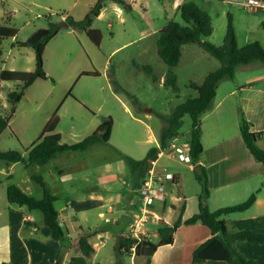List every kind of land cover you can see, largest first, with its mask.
<instances>
[{"label":"rangeland","instance_id":"1","mask_svg":"<svg viewBox=\"0 0 264 264\" xmlns=\"http://www.w3.org/2000/svg\"><path fill=\"white\" fill-rule=\"evenodd\" d=\"M126 1L131 10L107 0L102 17L94 18L91 28L100 30L103 36L98 47L86 32L69 27L71 22H83L98 0H0V23L17 31L15 39L0 41V73L4 70H33L35 51L16 43L26 42L38 30L48 28L50 22L61 25L57 36L47 45L43 57L45 71L52 80L37 83L18 104L8 98V93L16 90L17 84L6 82L2 87L0 113L10 119V126L0 136V150L20 151L27 157L28 150L38 141L55 115L59 118L55 134L60 135L62 143L67 145L83 141L106 120L111 119L113 123L108 143H97L85 151L64 153L45 165L18 164L9 180L0 175V181L20 184L24 188L27 187L24 182L28 180L31 186L29 191L37 199L44 196L43 187L36 178L41 179L57 199L55 208L60 213L68 200L74 204L80 199L89 201L91 188L102 186L105 183L103 177L109 175L115 176L121 186L120 197L125 196V201L134 200L136 205H140L138 195L131 192L130 168L120 154L142 160L150 149L157 146L167 125L164 118H169L179 105L197 97V93L189 88L190 84H202L209 73L221 66L220 61L197 43L183 47L181 61L173 69L159 57L158 34L170 22L183 24L180 15L183 4L195 3L212 18L213 34L202 38V42L221 46L231 17L240 48L254 42L264 46L263 9L250 11L241 2L233 0ZM260 1L264 3V0ZM169 73L176 76V88L164 84ZM255 81L259 82L254 86L255 91L244 92V95L264 99V64L256 61L240 65L234 80L220 83L215 99L219 101L232 89L241 91L243 86L248 89L249 83ZM191 127L192 121L186 116L180 135L170 143H188ZM209 134L208 131L206 140ZM120 164L123 168H120ZM191 165L163 157L156 173L160 170V176L174 173L180 176V186L170 180L165 185L170 199L182 197V202L189 199L188 212L192 216L198 211L202 189ZM56 166L63 171L62 174ZM120 202L122 197L117 202L119 208ZM2 205L0 198V209ZM154 208L156 211L160 209L157 204ZM34 213L39 218L43 217L41 212ZM66 213L70 216L69 223L78 228L79 224L71 217L79 214L82 220L84 214L77 209H65L61 214ZM98 213V210L89 212L91 223L108 229L110 235L104 257L98 258L97 262L113 264L116 262L118 238L127 229L130 217L126 212L117 213L106 217L111 219L107 222L106 218H99ZM118 217L122 219L114 225ZM161 220L164 218L161 217ZM160 224L151 218L144 227L151 231L148 237L155 243L159 241L157 234ZM78 232L73 230V235L76 236ZM123 264H132L129 256H123Z\"/></svg>","mask_w":264,"mask_h":264},{"label":"trees","instance_id":"2","mask_svg":"<svg viewBox=\"0 0 264 264\" xmlns=\"http://www.w3.org/2000/svg\"><path fill=\"white\" fill-rule=\"evenodd\" d=\"M105 1L107 0H98L96 6L83 22L69 23V27L78 28L86 32L87 36L98 47L102 42L103 36L100 30H94L91 26L94 18H98L101 14ZM111 1L131 10V6L127 4L126 0ZM180 15L183 24L170 22L158 34L157 53L165 65L170 69L177 67L183 56V47L188 44L197 43L201 44L203 49L212 57L220 61L221 66L209 73L202 84H190L189 88L197 92V97L191 98L179 105L169 118H164L167 125L160 135L159 147L150 149L147 155L139 161L126 154H120L121 158L130 168L132 181L135 182L137 187L142 186L161 151L169 147L170 141L178 138L186 116H189L192 121L189 139L191 146L190 156L192 164L194 166L198 165L204 151L202 143V117L211 110L220 83L224 80H234L236 69L240 65H248L256 61L264 64V46L261 43L254 42L241 48L238 46L231 17H229L228 29L223 44L216 46L209 42H202V38L211 36L214 31L212 18L208 13L201 10L195 3H185L180 7ZM60 29V24L50 22L48 28L38 30L26 42L16 43L20 47H30L35 51L36 69L34 72L2 71L0 73V94L2 92V82L17 83V89L9 92L8 98L12 103L18 104L24 99L27 90L36 81L52 80L45 71L43 57L47 45L57 36ZM16 36L17 31L14 28L0 23V40L13 39ZM1 56L2 52L0 51ZM176 81V76L169 73L164 84L176 88ZM58 124L59 118L55 115L42 131L38 141L28 150L27 157L20 151L11 150L4 152L0 150V161L8 165H45L60 154L85 151L97 143H108L113 129L112 120H106L96 132L83 141L67 145L62 143L60 135L55 134ZM9 126L10 119L0 113V136L3 135ZM240 131L248 150L258 162L264 165V149L259 145V141L264 133L252 132V125L245 118L242 111H240ZM199 169L201 172L197 175V180L202 187V196L199 198L198 212L190 218L184 219L185 205H183L178 219L172 225L165 222L160 224L158 229L159 241L157 243H154L149 237L144 235H140L139 237H132L129 233L121 235L116 246L118 256L123 257L135 254L137 257L143 258V264H151L152 257L160 247L174 243V234L180 227L183 225L202 224L211 230L213 237L201 244L194 251V264H204L207 262L258 264L254 260L245 258L238 251L236 243L239 241L264 243V233H256L250 230L230 232L226 217L249 210L256 202L259 192L253 193L247 201L239 205L210 211L207 206L209 197L207 172L202 166H199ZM194 171L197 172L196 170ZM36 180L43 187V198L37 199L12 184L7 188L8 202L11 205L27 207L31 212H41L43 223L49 228L51 237L58 241L61 246H64L66 229L60 224L59 213L55 208L57 199L47 190L46 185L41 179L36 178ZM91 237L90 233L86 231L82 232L76 243L77 254L70 257L68 264H88V259L95 252L93 245L89 241ZM116 264L123 263L118 261Z\"/></svg>","mask_w":264,"mask_h":264},{"label":"crops","instance_id":"3","mask_svg":"<svg viewBox=\"0 0 264 264\" xmlns=\"http://www.w3.org/2000/svg\"><path fill=\"white\" fill-rule=\"evenodd\" d=\"M102 15L103 11L99 15V18ZM35 69L36 64L33 70L29 69L27 71L34 72ZM40 81H36L29 89L38 85L37 83ZM257 82L249 83L248 89L243 86L241 91L232 89L219 101L215 99L216 102L212 110L202 117V143L204 151L200 157V162L198 165L194 166L192 164L190 167L191 170L197 171L196 177L201 172L199 166H202L207 172L209 188L207 206L210 211L239 205L247 201L253 193L259 192L256 202L249 210L226 217L230 232L250 230L256 233H264V165L258 162L248 150L240 131V111H242L245 118L252 125V132L264 133V99L244 95V92L250 93L255 91L254 86L259 83ZM5 84L6 82H2L1 86L3 87ZM27 92L25 96H27ZM233 97L236 98L233 99ZM207 127L210 134L206 140ZM159 145L157 141L156 147H159ZM259 145L264 149V135L259 141ZM58 156L52 160L57 159ZM163 157L180 162L173 154V151H161L157 161L153 163L149 172L152 169L155 171L156 168L158 169V163ZM17 165H8L5 162H1L0 175L8 180L11 179ZM120 168H123L121 164ZM56 169H59V166H56ZM166 170L165 168L164 171ZM158 172L157 174H161L160 170ZM59 173L62 174L63 171L60 170ZM121 174L124 173L122 172ZM124 175L127 176L126 174ZM115 178L113 175L103 177L105 183L102 186L91 188L88 196L89 201L80 199L74 204L71 200H68L65 208L62 207L60 209L61 213L65 209H73V211L77 209L79 213L84 214L83 221L79 217V214L71 217L72 220L79 224L78 228L69 223L70 219L68 218L70 216L67 213L61 214L58 211L60 224L66 229L64 246H61L58 241L51 237L49 228L43 223V217L39 218L34 213L38 211L31 212L27 207L9 204L7 188L12 184L0 181V198L3 203L0 209V264H68L70 257L77 254L76 243L83 231L92 235L89 241L95 249L92 257L88 259V264L99 263L97 260L104 257V249L106 248V241L110 233L108 229L94 226L91 223L92 217L89 215V212L98 210L99 218H106L117 213L126 212L130 219L127 229L122 234L125 235L130 231V226L138 207V204L136 205L134 200L131 202L125 201V196H121L122 202L119 205L121 207H118L117 202L121 198L119 195L121 186ZM24 183L27 184L25 188L20 184L14 185L31 195L32 193L29 191L31 190V186H29L28 180ZM173 183L180 186V176L177 173L175 174ZM139 188L135 182L131 181V192L133 194L138 195L137 191ZM185 200L182 202V197L170 199L168 192L166 199L163 202L157 203L160 209L156 211L153 207L152 212L160 218L159 223L165 222L172 225L178 219L183 205H185L184 219L191 217L188 212L189 199ZM102 209H106V211ZM161 217L164 220H161ZM168 217L170 221L166 219ZM121 219L118 217L113 222L114 225H117ZM110 221L111 219L108 218L107 222ZM73 230L79 231L75 233L76 236L73 235ZM144 230L147 233L145 235L148 237V232L151 231H148L146 228ZM212 237L211 230L202 224L183 225L175 233L172 245L160 247L155 252L151 264H194V251ZM236 247L245 258L254 260L258 264H264V243L239 241L236 243ZM115 252L116 262L113 264H116L118 261L123 263V257L118 256L117 251ZM127 256L130 257L132 264H143L144 262L143 258L137 257L135 254ZM204 264L228 263L207 262Z\"/></svg>","mask_w":264,"mask_h":264},{"label":"built area","instance_id":"4","mask_svg":"<svg viewBox=\"0 0 264 264\" xmlns=\"http://www.w3.org/2000/svg\"><path fill=\"white\" fill-rule=\"evenodd\" d=\"M241 2V4L250 11H257L258 9L264 10V3L260 0H233ZM190 143L177 145L174 142L169 143V147L164 151H173L175 157L185 163H192L190 156ZM175 175L160 176L152 169L146 177L144 183L137 191L140 205L137 207V212L133 217V222L130 226L129 235L132 237H139L140 235L147 234L144 230L148 221L153 218L159 221L160 218L152 212L155 204L163 202L168 194V189L165 185L167 181L174 182Z\"/></svg>","mask_w":264,"mask_h":264},{"label":"water","instance_id":"5","mask_svg":"<svg viewBox=\"0 0 264 264\" xmlns=\"http://www.w3.org/2000/svg\"><path fill=\"white\" fill-rule=\"evenodd\" d=\"M197 170H198V167H197Z\"/></svg>","mask_w":264,"mask_h":264}]
</instances>
